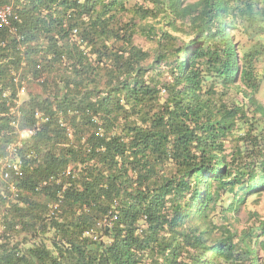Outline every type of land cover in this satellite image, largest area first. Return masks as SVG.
Returning <instances> with one entry per match:
<instances>
[{
	"label": "trees",
	"instance_id": "trees-1",
	"mask_svg": "<svg viewBox=\"0 0 264 264\" xmlns=\"http://www.w3.org/2000/svg\"><path fill=\"white\" fill-rule=\"evenodd\" d=\"M0 4V264H264V0Z\"/></svg>",
	"mask_w": 264,
	"mask_h": 264
},
{
	"label": "rangeland",
	"instance_id": "rangeland-1",
	"mask_svg": "<svg viewBox=\"0 0 264 264\" xmlns=\"http://www.w3.org/2000/svg\"><path fill=\"white\" fill-rule=\"evenodd\" d=\"M190 2L196 0H188ZM240 26V23H239ZM243 25L239 27L238 30L233 31L236 41H240V44L245 47L252 46L259 38L263 39L264 37H250L248 36L243 29ZM138 42L144 44L141 38H138ZM259 68L264 69V57H260L257 62ZM258 98L264 103V81L262 82L261 88L257 94ZM257 213V215H253ZM231 222L238 228H245L249 226H257L258 219H264V191L258 195H249L246 199V202L243 203L239 211L234 214L230 213ZM264 250L259 249V257L263 259Z\"/></svg>",
	"mask_w": 264,
	"mask_h": 264
},
{
	"label": "built area",
	"instance_id": "built-area-1",
	"mask_svg": "<svg viewBox=\"0 0 264 264\" xmlns=\"http://www.w3.org/2000/svg\"><path fill=\"white\" fill-rule=\"evenodd\" d=\"M12 12H13V8L11 5H2L0 4V23H5L7 24L9 22V19L12 15ZM76 31V30H75ZM15 75V78H14V81H18L20 79V74H16L14 73ZM26 92V87L23 86L20 90V92L18 93V106H20V104L22 103L23 101V94ZM4 97H9V92L5 91L4 93ZM36 116L37 117H42L43 116V113L42 112H37L36 113ZM15 124V122H14ZM18 125V123H17ZM35 132V129H26L22 132V138L24 137H30L31 135H33ZM20 144V143H19ZM16 145L18 144H11L9 146V151L13 153V151H16L15 150V147ZM15 153V152H14ZM21 167H22V161L20 160V158H16V160L12 163H7V167L6 166H3L1 169H0V181H9L11 176H12V172H14L15 174H19V175H22L21 173ZM67 174H70L71 173V169L69 168L67 171H66ZM12 191H15L14 189H12ZM3 227H2V215L0 214V230H2Z\"/></svg>",
	"mask_w": 264,
	"mask_h": 264
}]
</instances>
